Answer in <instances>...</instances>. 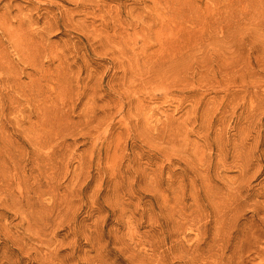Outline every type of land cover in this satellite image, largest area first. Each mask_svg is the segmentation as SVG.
Wrapping results in <instances>:
<instances>
[{"label": "rangeland", "instance_id": "rangeland-1", "mask_svg": "<svg viewBox=\"0 0 264 264\" xmlns=\"http://www.w3.org/2000/svg\"><path fill=\"white\" fill-rule=\"evenodd\" d=\"M0 264H264V0H0Z\"/></svg>", "mask_w": 264, "mask_h": 264}]
</instances>
